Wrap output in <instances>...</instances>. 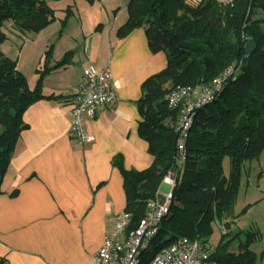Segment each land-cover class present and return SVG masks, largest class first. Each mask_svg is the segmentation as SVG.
Returning a JSON list of instances; mask_svg holds the SVG:
<instances>
[{
	"label": "trees",
	"instance_id": "obj_1",
	"mask_svg": "<svg viewBox=\"0 0 264 264\" xmlns=\"http://www.w3.org/2000/svg\"><path fill=\"white\" fill-rule=\"evenodd\" d=\"M126 9L117 38L141 27L150 49L162 50L166 57L165 67L142 82L136 102L141 117L137 132L147 142L149 165L140 171L125 170L120 156L112 159L123 177L129 228L145 215L147 200L159 193L163 180L170 177L174 182L169 214L142 251L139 264H147L162 247L181 237L211 244L204 264H258L250 249L255 233L227 229L245 211L233 212L242 173L264 148V0H129ZM65 11L61 25L71 8ZM54 20V10L46 0H0V44L6 39L3 26L7 21L12 31L38 32ZM249 39L254 49L246 54ZM50 54L49 47L29 88L16 61L0 50V184L26 128L24 111L39 99L59 97L43 95L41 83L44 74L69 63L70 52L48 67ZM229 68L232 71L221 90L195 110L179 151L180 107L168 106L167 92L175 85L190 90L208 86ZM215 223L226 232L213 243L210 236ZM241 233H245L244 240H239ZM233 242L236 251L231 250Z\"/></svg>",
	"mask_w": 264,
	"mask_h": 264
},
{
	"label": "crops",
	"instance_id": "obj_2",
	"mask_svg": "<svg viewBox=\"0 0 264 264\" xmlns=\"http://www.w3.org/2000/svg\"><path fill=\"white\" fill-rule=\"evenodd\" d=\"M60 1L57 9L71 8L73 35L51 50L47 65L67 52L69 63L42 79V94L59 97L39 99L23 113L26 128L0 184V264H94L93 254L126 203L123 177L112 159L120 156L125 170L137 171L151 161L147 142L137 132L141 117L136 102L142 82L165 67L164 52L150 49L141 27L117 38L129 0ZM50 8L59 19L61 12ZM50 24L38 32L43 36ZM45 51L39 49L35 59L27 60L33 62L30 71L16 63L29 88ZM89 64L110 67L116 100L85 120L91 141L81 146L68 129L72 97ZM235 219L232 227H238Z\"/></svg>",
	"mask_w": 264,
	"mask_h": 264
},
{
	"label": "built area",
	"instance_id": "obj_3",
	"mask_svg": "<svg viewBox=\"0 0 264 264\" xmlns=\"http://www.w3.org/2000/svg\"><path fill=\"white\" fill-rule=\"evenodd\" d=\"M231 71L229 68L213 79L208 86L190 90L175 85L167 92L168 106L180 107L176 123L179 151L183 149L195 110L213 99ZM111 81L112 74L108 65L98 69L89 64L84 68L83 82L72 97L71 121L68 129L69 137L78 145L83 146L91 141V136L85 129V120L93 117L99 110L113 105L116 100ZM163 181H167L169 190H159L157 195L147 200L146 213L134 228H129L130 215L126 211L113 217L100 247L93 254L94 264H139L142 251L150 246L159 232L162 219L169 214L174 182L170 177H166ZM220 229L221 233L226 232L222 226ZM211 251L212 246L208 242L181 237L162 247L152 255L147 264H204V259Z\"/></svg>",
	"mask_w": 264,
	"mask_h": 264
},
{
	"label": "rangeland",
	"instance_id": "obj_4",
	"mask_svg": "<svg viewBox=\"0 0 264 264\" xmlns=\"http://www.w3.org/2000/svg\"><path fill=\"white\" fill-rule=\"evenodd\" d=\"M218 1L228 3L231 0ZM47 4L57 9L60 8L62 2L60 0H49L47 1ZM66 8H63L62 10L57 9L58 14L61 12L59 19H55L51 22L43 36L42 33L44 32L12 31V28L9 25L10 21H7L3 26L6 39L0 44V50L6 56L14 59L19 69L25 71L29 69L30 71L33 62L28 63L27 60L35 59L39 49L47 50L49 47L51 50L58 49L61 47L62 41H71L73 35L72 27L74 26L73 19L68 21L71 13L68 16V22L66 21L65 25H61L60 23V18H63L66 15ZM46 38L50 41L46 42ZM54 46H56V48ZM42 61L43 59L41 62ZM224 168L225 170L228 168L227 160L224 162ZM168 189L169 185L164 183H162L159 188L160 191H167ZM242 209H245V211L237 216L236 223L238 227H234L255 233L254 239L250 244V249L255 252L257 263L264 264V148L259 153L258 158L249 162V170L242 173L241 184L233 206V212L237 215ZM234 227L227 229V232L236 230ZM220 233V224H213V232L210 236L211 242L214 243L220 236ZM244 236L245 233H241L239 240H244ZM231 250L236 251L235 242H233Z\"/></svg>",
	"mask_w": 264,
	"mask_h": 264
},
{
	"label": "water",
	"instance_id": "obj_5",
	"mask_svg": "<svg viewBox=\"0 0 264 264\" xmlns=\"http://www.w3.org/2000/svg\"><path fill=\"white\" fill-rule=\"evenodd\" d=\"M254 49V42L252 40H247L245 42V53L249 54L250 52H252Z\"/></svg>",
	"mask_w": 264,
	"mask_h": 264
},
{
	"label": "bare ground",
	"instance_id": "obj_6",
	"mask_svg": "<svg viewBox=\"0 0 264 264\" xmlns=\"http://www.w3.org/2000/svg\"><path fill=\"white\" fill-rule=\"evenodd\" d=\"M227 1H230V0H227Z\"/></svg>",
	"mask_w": 264,
	"mask_h": 264
}]
</instances>
